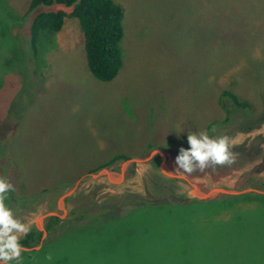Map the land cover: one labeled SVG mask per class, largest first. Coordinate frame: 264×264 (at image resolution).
<instances>
[{
	"label": "rangeland",
	"instance_id": "obj_1",
	"mask_svg": "<svg viewBox=\"0 0 264 264\" xmlns=\"http://www.w3.org/2000/svg\"><path fill=\"white\" fill-rule=\"evenodd\" d=\"M115 1L124 10V63L113 80L102 81L88 68L77 18L44 33L33 48L35 13L70 8L29 11L31 0H0V174L23 188L72 180L20 219L37 228V219L58 210L60 196L74 187L63 220L122 215L29 247L20 264H264V193L199 199L189 181L162 171L161 154L157 164L127 159L99 168L114 154L147 157L149 144L183 130L184 112L195 119L216 110L219 87H250L256 97L261 86L264 94V0ZM232 139L259 143L262 151L219 167L227 172L222 176L175 171L166 151L155 149L202 191H264V122ZM134 195L177 204L126 213L121 201Z\"/></svg>",
	"mask_w": 264,
	"mask_h": 264
},
{
	"label": "trees",
	"instance_id": "obj_2",
	"mask_svg": "<svg viewBox=\"0 0 264 264\" xmlns=\"http://www.w3.org/2000/svg\"><path fill=\"white\" fill-rule=\"evenodd\" d=\"M53 4H61L70 9H44L35 13L30 26V37L34 50L38 49V43L44 33L58 32L63 28L68 17L77 18L84 35V51L90 72L102 81L113 80L124 63L121 46L124 37V10L122 5L115 0H31L29 11ZM260 87L255 95L256 97L253 96L254 92L250 87H245V89L232 85L219 87L213 94L215 101H217L216 110H212L215 111V116H212L211 113L214 112L208 108L200 111L195 119L190 113L184 112L181 117L183 130L177 134H170L162 141H156L154 145L149 144L148 152L159 147L166 151L169 161L173 162L179 154L180 147H189L187 141L189 133L207 130L210 135L227 134L234 137L238 133L252 132L264 122V94L263 91H260L262 90ZM257 99H260V101H257ZM199 115L201 116L199 117ZM194 120H197V122ZM213 128L216 129L215 133L211 131ZM234 144L233 151L237 153L235 163H239L243 159L244 161L245 159H253V156H258L262 151L259 143L251 145L247 142ZM132 157L123 153L114 154L110 160L99 168L108 167ZM158 157V155L153 157L151 161L157 164ZM92 171H95V169ZM6 173L3 172L0 176L9 179ZM204 173H209L212 176H222L227 172L217 167L215 170L207 169L204 172L196 171L186 174L190 177H197ZM11 182L13 183L12 180ZM13 184L15 191L9 194L7 203L17 212L20 218L22 214L35 210L49 195L58 194L68 188L72 184V180L58 178L52 185L40 184L28 188H23L22 185L17 186L16 183ZM51 203L53 206L55 205L54 202ZM123 203L127 205V208L129 207L126 213L144 207L156 208V206L164 207L177 204L152 202L140 195H134V201L124 199L121 201V204ZM116 205L113 208L118 207L120 204L117 203ZM120 216L122 215L115 213L109 216L96 214L91 218L79 215L65 220L59 216H52L46 219L45 227L48 235L43 241L45 244L54 243L70 234L86 232L117 220ZM42 236V231L35 226H31V230L23 237L21 243L24 247L31 248L42 242Z\"/></svg>",
	"mask_w": 264,
	"mask_h": 264
},
{
	"label": "clouds",
	"instance_id": "obj_3",
	"mask_svg": "<svg viewBox=\"0 0 264 264\" xmlns=\"http://www.w3.org/2000/svg\"><path fill=\"white\" fill-rule=\"evenodd\" d=\"M211 131L215 133L216 129ZM187 141L189 147H180L175 158V171L179 169L188 174L204 172L230 166L236 161L237 153L233 151L235 144L227 134L210 135L209 131L202 130L189 133ZM14 191V184L7 177L0 176V264H10L12 261L20 264L26 251L21 240L31 230L30 225L22 221L7 203L9 194ZM46 259L50 261L53 256L49 254Z\"/></svg>",
	"mask_w": 264,
	"mask_h": 264
},
{
	"label": "water",
	"instance_id": "obj_4",
	"mask_svg": "<svg viewBox=\"0 0 264 264\" xmlns=\"http://www.w3.org/2000/svg\"><path fill=\"white\" fill-rule=\"evenodd\" d=\"M157 154H161L162 156V163L160 165L162 171L170 177L182 178V179L189 181L190 184L193 186L194 195L198 197L199 199L209 200L217 196H221V195H240V194H245L251 191L258 192V193H264V191L255 189V188L235 190V189H231V188H227L223 186H216V187L211 188L208 191H202L199 188V186L196 183L192 182L188 177L171 171L170 168L167 166V157L164 154V152H162V150L160 149L153 150L147 157L143 159H139L137 157L130 158L128 159V162L133 163V162H138V161H149ZM169 172H172V173H169ZM74 190H75V187L71 188L70 190H68L67 192H65L64 194L60 196L59 201H58V210H50L37 219V222H36L37 229L43 232L42 241L47 237V234H48L46 227H45L46 219L52 216H59L61 219L65 218L66 216L65 202H66L67 197H69L74 192ZM59 210L62 211V214H60ZM25 249H30V248L25 247Z\"/></svg>",
	"mask_w": 264,
	"mask_h": 264
}]
</instances>
